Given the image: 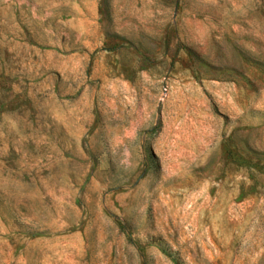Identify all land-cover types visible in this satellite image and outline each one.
<instances>
[{"label": "rangeland", "instance_id": "obj_1", "mask_svg": "<svg viewBox=\"0 0 264 264\" xmlns=\"http://www.w3.org/2000/svg\"><path fill=\"white\" fill-rule=\"evenodd\" d=\"M0 264H264V0H0Z\"/></svg>", "mask_w": 264, "mask_h": 264}]
</instances>
